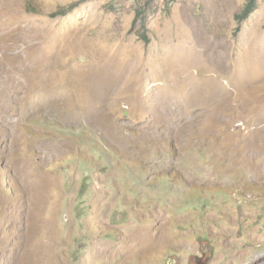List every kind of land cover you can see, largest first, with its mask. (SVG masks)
I'll return each mask as SVG.
<instances>
[{
  "label": "rangeland",
  "instance_id": "1",
  "mask_svg": "<svg viewBox=\"0 0 264 264\" xmlns=\"http://www.w3.org/2000/svg\"><path fill=\"white\" fill-rule=\"evenodd\" d=\"M248 1L0 0V264H264Z\"/></svg>",
  "mask_w": 264,
  "mask_h": 264
},
{
  "label": "trees",
  "instance_id": "2",
  "mask_svg": "<svg viewBox=\"0 0 264 264\" xmlns=\"http://www.w3.org/2000/svg\"><path fill=\"white\" fill-rule=\"evenodd\" d=\"M70 7H68V9L66 11H63V13H66L67 11H69ZM254 7H255V1L249 0L248 2H246L244 7L242 8L241 12L237 14V18L238 19L246 18L254 10Z\"/></svg>",
  "mask_w": 264,
  "mask_h": 264
}]
</instances>
